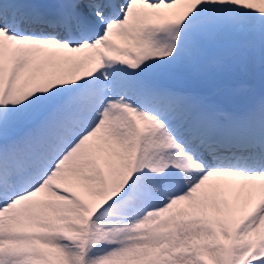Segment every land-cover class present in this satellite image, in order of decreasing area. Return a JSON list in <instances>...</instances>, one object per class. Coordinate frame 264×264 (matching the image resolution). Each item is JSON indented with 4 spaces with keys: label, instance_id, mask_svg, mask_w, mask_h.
Returning a JSON list of instances; mask_svg holds the SVG:
<instances>
[{
    "label": "snow or ice",
    "instance_id": "snow-or-ice-1",
    "mask_svg": "<svg viewBox=\"0 0 264 264\" xmlns=\"http://www.w3.org/2000/svg\"><path fill=\"white\" fill-rule=\"evenodd\" d=\"M0 264H264V0H0Z\"/></svg>",
    "mask_w": 264,
    "mask_h": 264
}]
</instances>
